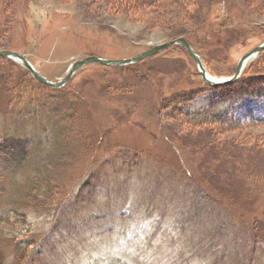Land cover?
Masks as SVG:
<instances>
[{
  "label": "rangeland",
  "instance_id": "obj_1",
  "mask_svg": "<svg viewBox=\"0 0 264 264\" xmlns=\"http://www.w3.org/2000/svg\"><path fill=\"white\" fill-rule=\"evenodd\" d=\"M102 1L0 0V50L57 81L185 37L224 77L264 42V0ZM263 62L219 87L174 44L52 87L0 56V264H264V124L223 114L264 115Z\"/></svg>",
  "mask_w": 264,
  "mask_h": 264
},
{
  "label": "water",
  "instance_id": "obj_2",
  "mask_svg": "<svg viewBox=\"0 0 264 264\" xmlns=\"http://www.w3.org/2000/svg\"><path fill=\"white\" fill-rule=\"evenodd\" d=\"M174 44L183 45L189 51L190 55L195 59L201 71L203 79L206 82L212 85H216V86L236 81L242 75L249 60L264 50V42H263L257 45L256 47H254L252 50L245 53L244 55H242V57L237 63L234 74H232L231 76L218 77L216 79H213L210 77V72L207 70L206 66L204 65L200 55L185 37H178L176 39H172L170 41H166L164 43L155 45L151 47L150 49L143 51L131 58L111 59V58H106V57H102L98 55H90V56L78 59L74 61L67 75H65V77L57 81L50 80L47 76L43 75L38 69L35 68V66L32 64V62L28 59L26 55H23L22 53L18 51H14L10 49H3V50H0V56H7V57H10V58H13L19 61L21 64L27 67L30 70V72L33 74V76L41 83L46 84L48 86H52V87H60V86H63L65 83H67L70 80V78L73 76V74L76 72V70L84 65L91 64V63H101V64H108V65H124V64L134 63V62L141 61L149 56H152L156 54L157 52H160L161 50L169 46H172Z\"/></svg>",
  "mask_w": 264,
  "mask_h": 264
},
{
  "label": "trees",
  "instance_id": "obj_3",
  "mask_svg": "<svg viewBox=\"0 0 264 264\" xmlns=\"http://www.w3.org/2000/svg\"><path fill=\"white\" fill-rule=\"evenodd\" d=\"M7 1V0H6ZM11 2V4L14 6V8L17 7V5H19L20 3V0H8ZM93 1V0H92ZM99 1V0H97ZM102 1V0H100ZM166 1H169V0H103L102 2H105L106 4H109L110 6L114 7L115 9L116 8H119V7H123L126 9L127 7L128 8H131L130 6H134L133 8H146V7H149V8H160V7H165L166 6ZM161 2L163 3L161 5ZM174 2L176 3H179L178 0H175ZM180 2L182 3L181 4V7H187L186 10H190V5L193 3L192 0H180ZM11 9V8H10ZM13 11V10H12ZM15 11V9H14ZM7 12H9L7 10ZM14 14V13H13ZM190 16H192L190 14ZM13 22V20L11 19V23ZM7 31V30H6ZM182 35V34H181ZM4 49H8V48H4ZM12 49V48H11ZM264 64V62L262 63ZM262 66V65H261ZM254 72V71H253ZM254 74V73H253ZM245 73L243 75V77H245ZM264 75V74H263ZM243 77L241 79H238L239 81L243 80ZM254 76L253 75H250V77H248V79H253ZM264 79V77H263ZM247 80V79H246ZM234 82L232 83H229V84H224V85H220L219 87H224V86H231L233 85ZM227 112V111H226ZM223 113V112H222ZM226 117V119L228 120H231V121H236V122H240V124H244L246 125V123H252V122H255V123H258V124H264V115L262 116H252L250 119L248 120H243L242 118L238 117V118H233L232 116L233 115H226L225 112L223 113ZM228 114V112H227ZM228 116V117H227ZM229 124V123H228ZM239 124V123H238ZM253 137V136H252ZM252 144H256V145H264V139H255L253 138V141L251 142ZM11 146H12V142L10 143H7V148L11 149ZM60 197V196H59ZM62 197V196H61ZM60 197V198H61ZM34 243L33 242V239H32V242H30V244ZM22 249V248H21Z\"/></svg>",
  "mask_w": 264,
  "mask_h": 264
},
{
  "label": "bare ground",
  "instance_id": "obj_4",
  "mask_svg": "<svg viewBox=\"0 0 264 264\" xmlns=\"http://www.w3.org/2000/svg\"><path fill=\"white\" fill-rule=\"evenodd\" d=\"M207 70H208V69H207ZM210 77L213 78V79L218 78V77H215V76H213V75H211V74H210Z\"/></svg>",
  "mask_w": 264,
  "mask_h": 264
}]
</instances>
